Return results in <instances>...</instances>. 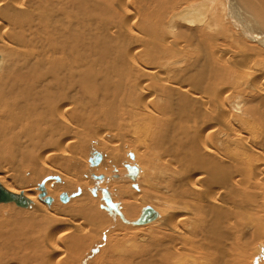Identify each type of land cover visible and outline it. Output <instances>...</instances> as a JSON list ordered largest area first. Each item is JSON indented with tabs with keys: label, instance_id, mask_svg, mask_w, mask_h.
Instances as JSON below:
<instances>
[{
	"label": "bare ground",
	"instance_id": "obj_1",
	"mask_svg": "<svg viewBox=\"0 0 264 264\" xmlns=\"http://www.w3.org/2000/svg\"><path fill=\"white\" fill-rule=\"evenodd\" d=\"M0 55V264H264V0H0Z\"/></svg>",
	"mask_w": 264,
	"mask_h": 264
},
{
	"label": "water",
	"instance_id": "obj_2",
	"mask_svg": "<svg viewBox=\"0 0 264 264\" xmlns=\"http://www.w3.org/2000/svg\"><path fill=\"white\" fill-rule=\"evenodd\" d=\"M100 161H101V155L99 153H94L93 158H91L90 160V162L93 165H97ZM127 169H128L130 177L134 179L138 172L137 168L127 166ZM94 178L95 180L99 181L102 179V176H94ZM44 194L45 192L42 191L41 196H43ZM102 197L104 201L106 202L107 209L110 212H113V211L116 212L122 218L123 217L122 214L117 210L116 206L112 203L110 195L108 194L106 190H102ZM8 201H14L16 204L22 207L23 206L25 207L28 205L27 200L23 199L20 196L9 194L3 188L0 187V202H8ZM157 215H158L157 212H155L153 209L146 208L142 211L140 217L134 222V225H144V224L150 223L156 219Z\"/></svg>",
	"mask_w": 264,
	"mask_h": 264
},
{
	"label": "rangeland",
	"instance_id": "obj_3",
	"mask_svg": "<svg viewBox=\"0 0 264 264\" xmlns=\"http://www.w3.org/2000/svg\"><path fill=\"white\" fill-rule=\"evenodd\" d=\"M225 26H226V27L228 26L227 28H230V27H229V24H226ZM228 30H229V29H228ZM235 39H237V38H235V37H232V38H231L232 41H235V42H233V43L237 44L238 41L236 42ZM247 42H248V41H247ZM248 43H249V42H248ZM236 46H238V45H236ZM242 47H243V46H240V48H242ZM0 56H1V55H0ZM94 149H96V150H98V151L100 150V149H99L98 147H96V146H94ZM124 151H125V150H124ZM125 157H126V159H124ZM125 157L122 158V159H123V162H127L128 157H127V156H125ZM90 158H91V157H90ZM88 160H89V159H88ZM121 161H122V160H121ZM121 161L119 162L120 165H118V169L121 168V169H119V173H120V175L122 176V173L125 172V168L123 167V163L121 164ZM89 164H90V162H88V167L91 166V164H90V165H89ZM89 168H90V167H89ZM105 169H106V170H105ZM112 170H113V167L110 168L108 165H106L105 167H103V166H102V167H99V169H98L97 171H98V172H101V173H106L107 175H109V174L112 173ZM87 171H88V169H87ZM87 171H85V172L87 173ZM120 171H121V172H120ZM117 172H118V171H117ZM140 179H142V177H141ZM140 179H139V180H140ZM116 180H118V179H116ZM140 181H141V180H140ZM140 181H139V182H140ZM137 183H138V181H137ZM138 184H139V183H138ZM89 195L92 196V197L90 196L91 198L95 197V196H93L91 193H90ZM96 198H97V197H95V198H93V199L95 200ZM62 203H63V202H62ZM87 203H88V201H87ZM0 206H3V205H0ZM7 206H8V205H7ZM6 210L8 211V208H6ZM7 211H5V212H7ZM101 211H102V210H101ZM103 211H104V210H103ZM104 212H106V211H104ZM107 215H108L109 218H111V216H109V214H107ZM112 220H113V219H112ZM113 222H114V221H113ZM114 223H115V222H114ZM120 223L122 224V222H120ZM122 225H123V226H126V224H124V223H123ZM130 225H131V224H127L128 227H124V228H122L123 226H122V227L116 226L117 229H116V231H114V233H113L114 236H115V233H116V235H117V234H121L122 236L119 235L120 239H124V240H125V239H127L128 237L131 238L134 234L137 235V236H138V235H141V234H147L148 232L146 233V231H151V230H153V232L155 233L156 230H157V228H158L159 223H157V225H156V224H154V225H151V224H150L149 227H147V228L143 226L144 228H146V229H145L146 231H143V232H141L142 230H136V229H135V225H131V226H130ZM156 226H157V228H156ZM114 227H115V226H114ZM136 227H137V226H136ZM125 228H126V229H125ZM140 228H142V227H140ZM151 228H152V229H151ZM118 229H119V230H118ZM149 229H151V230H149ZM117 230H118V231H117ZM154 230H155V231H154ZM105 232H106V230H105ZM110 232H111V231H110ZM138 233H139V234H138ZM140 233H141V234H140ZM132 234H133V235H132ZM125 235H126V238H124ZM130 235H131V236H130ZM106 237H107V236H106ZM146 237H147V236H146ZM114 238L116 239V237H114ZM138 238L140 239V237H138ZM139 244H140V243H139ZM126 245H127V246H128V245L131 246V244H129V243H127ZM103 247H105V245L102 246V248H103ZM100 248H101V247H100ZM102 248H101V249H102ZM100 251H101V250H100ZM99 255H100V252H99ZM105 259H109V261H112L109 257H105V258H103L102 261H101V262L104 261V264H106V263L109 264V261H107V260H105ZM105 261H107V262H105Z\"/></svg>",
	"mask_w": 264,
	"mask_h": 264
}]
</instances>
